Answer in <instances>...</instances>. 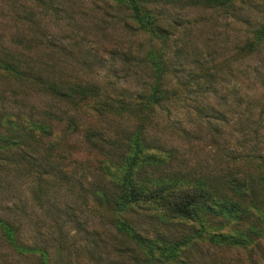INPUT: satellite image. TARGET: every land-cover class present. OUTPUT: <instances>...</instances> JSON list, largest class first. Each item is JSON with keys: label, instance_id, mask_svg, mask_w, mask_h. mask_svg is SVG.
<instances>
[{"label": "rangeland", "instance_id": "1", "mask_svg": "<svg viewBox=\"0 0 264 264\" xmlns=\"http://www.w3.org/2000/svg\"><path fill=\"white\" fill-rule=\"evenodd\" d=\"M156 1L148 0L147 7L167 25L165 43L141 30L120 0H0V264H113L88 253L91 234L70 221L74 211V217L88 220L90 231L92 226L102 230L106 221L97 214L106 211L105 205L91 186L102 189L122 177L118 158L91 146L87 130L115 137L120 126L135 130L147 112L145 134L167 149L158 152L166 159L159 165L165 180L179 172L190 180L205 177L219 188L214 173L250 169L257 182L261 177L264 0H232L214 8L190 0ZM261 28L260 41L245 54L242 43ZM161 51L167 56L160 65L169 91L153 110H131L153 86L156 69L148 53L157 57ZM49 80L65 87L93 84L99 94L66 100L47 87ZM111 100L130 109L118 112L109 106V112H100ZM71 118L78 129L67 134ZM40 124L49 125L51 137L63 139V151L54 153L49 142L38 139L39 131L46 134ZM35 148H49L54 165L65 167L47 172L34 157ZM260 194L264 199V188ZM138 209L130 217L150 233L171 230L180 237L186 230L192 235L180 254L187 264L264 259V202L261 211L251 207L242 217H206L204 233L249 228L248 246L213 243L206 234L189 230L185 221L166 227L152 215L154 209ZM3 222L12 228L14 241Z\"/></svg>", "mask_w": 264, "mask_h": 264}, {"label": "trees", "instance_id": "2", "mask_svg": "<svg viewBox=\"0 0 264 264\" xmlns=\"http://www.w3.org/2000/svg\"><path fill=\"white\" fill-rule=\"evenodd\" d=\"M143 1L144 7H142L141 0H120V2L126 4V8L131 10V17L141 30L148 31L158 37L161 36L164 40L163 43H165L167 38L164 37H168L169 32L167 25H164L161 16L154 15L153 11L147 7L148 0ZM190 1L197 2L200 5L213 6V8L231 5L232 3V0ZM165 2L179 4V0H165ZM260 26L264 27V24L262 23ZM262 34L263 28L260 32L253 30L251 35H248L242 43L241 50L245 54H251L252 49L260 41ZM148 54L152 63H154L156 74L152 89L140 94L141 100L133 107L134 109H131L134 111L153 110L154 104L162 98V93L169 91L165 87L167 75L163 73V65H160L163 62L165 63L167 57L165 51H161L157 57L153 52ZM155 57L157 61H155ZM6 67L10 70L9 66ZM11 68L15 69L12 66ZM47 87L55 94L65 97L66 100L73 99L75 94L79 95L81 99H87L91 94H99L98 88L93 84L65 87L54 80H49ZM107 105L104 108L99 107V111L103 112L102 109H104L109 112L110 109H107L109 106L117 109L118 112L130 109L129 105L124 102H120L118 105V103L115 104L112 101L108 102ZM147 116L146 112L145 117L142 118L145 119ZM56 117L62 119L61 116ZM143 119L139 120L140 124L135 130H128L126 127L120 126L117 130L118 136L115 137H106L97 129L87 130L86 132V139L89 144L101 154L118 158L115 162L118 164V169L122 170V177L114 179L115 183L110 180L113 185L105 184L106 186L103 185L105 187H102V189L99 185L94 184V186H91V192L96 196L99 204L105 205L104 209L106 211H100L97 214L99 218L106 221V226L102 230L92 226L90 231L86 224L88 220L74 217V211L69 212V215H71L70 221H73L80 230L89 231L92 236L91 242L88 240L90 245L87 252L104 261L110 258V262L113 264H187V260L182 259L180 254L190 244L192 235L189 232L187 233L186 230L183 231L184 236L180 237L172 236L174 232L171 230L168 232L158 230L155 234L150 233L149 230H146L147 228L139 226L136 220L130 217L133 211H139L138 207L154 209L152 215L158 219L160 218L166 227L170 223L182 226V222L185 221L189 230L193 228L198 236L206 234L213 243L227 246L231 244V246H248L249 242L252 241V238L249 237V228L246 231L239 229L231 233H223L222 230L214 233L209 230H207V233L203 231H205L207 216L225 214L230 218H238L242 217L243 211L247 212L251 207L261 211L260 208L264 202L260 194V190L262 191V188H264V162L259 164L261 167L259 175L261 177H258V182L256 178H253L254 175L250 169L239 173L238 170L229 171L227 176L223 173H214L212 178L222 184V186H218L219 188L214 187L217 184L210 183L209 179L205 177H194L190 180L179 172L169 177V180H165L164 177L167 176L161 174L162 171L159 165L165 163L166 159L158 152L167 149L162 150L160 147H163V145L160 142L155 145L158 140L157 137L145 134ZM72 123H74V127L71 129ZM38 127L46 133L42 134L39 131L38 139L43 144L49 142L54 153L63 151V139L61 137H58V139L51 137L53 132L49 125L40 124ZM77 129L75 120L71 118V121L67 122V134L75 133ZM93 134L99 135L101 139L92 138ZM35 149L37 152L34 153V157L41 159L43 169L47 172L59 171V169L65 167H61L59 164L54 165L52 152L49 148L45 151ZM171 155L172 151L170 152ZM42 160H44V163ZM185 172L186 169H183V173ZM2 225L6 235L11 241H14L10 225L4 222ZM62 246H64L63 243ZM94 250L97 253H94ZM255 264H264V259L256 260Z\"/></svg>", "mask_w": 264, "mask_h": 264}]
</instances>
